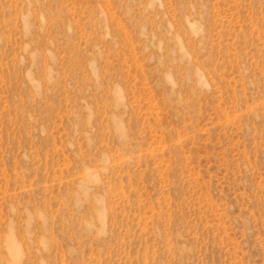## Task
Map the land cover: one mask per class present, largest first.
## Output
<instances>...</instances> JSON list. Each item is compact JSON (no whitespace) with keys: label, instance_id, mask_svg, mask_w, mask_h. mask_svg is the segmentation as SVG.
I'll use <instances>...</instances> for the list:
<instances>
[{"label":"rangeland","instance_id":"rangeland-1","mask_svg":"<svg viewBox=\"0 0 264 264\" xmlns=\"http://www.w3.org/2000/svg\"><path fill=\"white\" fill-rule=\"evenodd\" d=\"M0 264H264V0H0Z\"/></svg>","mask_w":264,"mask_h":264}]
</instances>
